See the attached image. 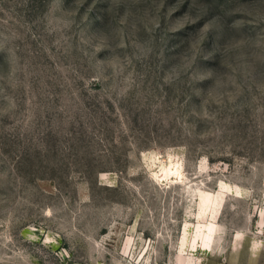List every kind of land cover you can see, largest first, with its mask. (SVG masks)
<instances>
[{
	"label": "rangeland",
	"instance_id": "1",
	"mask_svg": "<svg viewBox=\"0 0 264 264\" xmlns=\"http://www.w3.org/2000/svg\"><path fill=\"white\" fill-rule=\"evenodd\" d=\"M0 264H264V0H0Z\"/></svg>",
	"mask_w": 264,
	"mask_h": 264
},
{
	"label": "bare ground",
	"instance_id": "2",
	"mask_svg": "<svg viewBox=\"0 0 264 264\" xmlns=\"http://www.w3.org/2000/svg\"><path fill=\"white\" fill-rule=\"evenodd\" d=\"M210 225H211V224H210ZM206 227H207V226H206ZM212 228H213V227H212ZM211 232H212V230H211ZM208 233L210 234V232H208ZM209 234H208V235H209ZM196 239H197V237H196Z\"/></svg>",
	"mask_w": 264,
	"mask_h": 264
}]
</instances>
